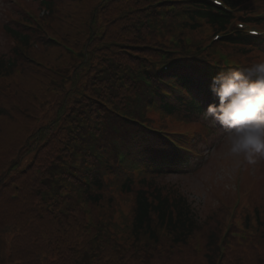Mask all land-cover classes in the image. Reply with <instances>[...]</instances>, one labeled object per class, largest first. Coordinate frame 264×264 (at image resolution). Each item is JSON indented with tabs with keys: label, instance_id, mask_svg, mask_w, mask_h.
<instances>
[{
	"label": "trees",
	"instance_id": "16d2710c",
	"mask_svg": "<svg viewBox=\"0 0 264 264\" xmlns=\"http://www.w3.org/2000/svg\"><path fill=\"white\" fill-rule=\"evenodd\" d=\"M162 2L167 5L157 14L153 6ZM183 3L190 4L191 19L216 29H224L232 18L204 0H45L47 32L57 42L6 26L21 45L38 41L51 49L47 58L44 51L33 53L39 61L46 59L45 66L16 53L0 56V76L16 77L15 103L0 116L10 120L7 126L27 122L18 144L9 145L0 136V235L9 236L7 264H264V242L223 249L222 216L200 219L182 194L170 196L160 187L138 189L130 230L116 236L85 211L104 199L100 175H89L91 186L81 182L79 196L73 185L87 158L100 161V151L123 143L118 140L124 131L131 136L127 128H137L147 88L158 91L165 78L172 79L174 88L187 96L178 102L189 110L201 108L197 100L205 88H193L200 82L194 74L199 63L180 37L197 24L175 22ZM150 13L156 16L148 24ZM223 39L250 41L238 33ZM165 44L185 49H158ZM182 52L191 56L190 63L186 56L170 57ZM25 95L32 102L23 100ZM164 105L168 111L176 108ZM7 130L5 136L11 127ZM98 138H104L103 145L96 144ZM164 159L159 153L157 170ZM197 242L201 250L194 251Z\"/></svg>",
	"mask_w": 264,
	"mask_h": 264
},
{
	"label": "rangeland",
	"instance_id": "374dc122",
	"mask_svg": "<svg viewBox=\"0 0 264 264\" xmlns=\"http://www.w3.org/2000/svg\"><path fill=\"white\" fill-rule=\"evenodd\" d=\"M20 2L24 4L22 0ZM13 6V0L2 3L3 15H10ZM26 10L35 15L41 13L37 12L39 10L34 4H30ZM0 21L2 20L0 19ZM199 33L206 37V41H209L210 31L206 26H203ZM259 47H262L259 50L264 52V45ZM11 48L10 40H7L6 36L1 37L0 52L11 51ZM211 49L214 54H225L239 62H252V54L245 55L243 49L238 46L215 44ZM260 51L254 50L253 55L261 53ZM43 55L45 58L51 56V50H45ZM23 100L28 103L32 102L28 95H25ZM147 116L151 128L160 127L168 133H185L188 136L196 134L190 145L203 151L201 159H189L191 171L165 173L152 178L157 186L165 189L164 192L182 194L202 220L211 216H217L221 219L219 215L226 219L228 214L233 222L240 223L245 215L251 218L255 213L264 212V160L255 166L243 165L238 174L239 170H233V158L226 154V130L218 128L211 118L205 119L202 114H199L190 115L188 120H184L180 114L164 117L157 110H151ZM200 124L208 129H204ZM26 125L27 122L22 124L21 122L19 124L12 122L9 126L0 128V136L3 137L1 139L9 145L16 141L18 144L25 136ZM8 127H11V132L5 136ZM148 133L155 136L154 133ZM183 138L186 139V137ZM152 143L153 146L160 145L158 141H152ZM139 148L141 147L139 146ZM225 185H231V187ZM118 205L121 212L128 217L132 205L131 196L120 195ZM8 239L9 236L0 235V257L1 253H3V257L7 255ZM3 262L4 260L0 259V264Z\"/></svg>",
	"mask_w": 264,
	"mask_h": 264
},
{
	"label": "clouds",
	"instance_id": "9594fccd",
	"mask_svg": "<svg viewBox=\"0 0 264 264\" xmlns=\"http://www.w3.org/2000/svg\"><path fill=\"white\" fill-rule=\"evenodd\" d=\"M210 91L218 103H209L202 115L226 130V154L233 158V170L257 165L264 160V60L217 73Z\"/></svg>",
	"mask_w": 264,
	"mask_h": 264
}]
</instances>
